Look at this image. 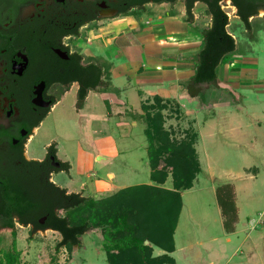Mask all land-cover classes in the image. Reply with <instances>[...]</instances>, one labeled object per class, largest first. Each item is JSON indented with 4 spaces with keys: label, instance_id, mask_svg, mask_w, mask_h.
<instances>
[{
    "label": "rangeland",
    "instance_id": "obj_1",
    "mask_svg": "<svg viewBox=\"0 0 264 264\" xmlns=\"http://www.w3.org/2000/svg\"><path fill=\"white\" fill-rule=\"evenodd\" d=\"M174 10L162 7L143 16L138 21L141 35L153 37L157 43L162 38H167L169 43L173 42L171 38L189 41L195 39L194 28L201 29L208 23V14L202 7L194 10L193 25L172 20L171 17L180 20L189 18L182 6ZM226 12L229 15L227 31L235 40L237 53L220 67V91L211 90L206 98L202 97L192 104L190 96L182 94L179 100L185 101H182L184 106L177 102L156 103L154 98L148 101V105L155 108L157 105L165 106L161 110L164 129L174 142L194 144L193 150L200 168L192 188L179 191L182 210L174 235L179 249L177 264H226L229 260V264H264V224L256 230L250 226L253 220L264 223V23L253 20V26L258 24L259 30L254 27V39L251 40L241 21L231 10ZM124 27L125 24L115 28L121 30ZM100 34V31H94L93 37L99 38ZM100 43L101 46L105 44ZM125 43L129 44L124 40L122 44ZM87 45L85 48L88 51L83 48L80 51L92 53L97 58H107L114 74L123 72L121 67L123 63L126 64L125 59H116L113 48H107L109 60L96 43ZM143 50L160 61L145 63L147 69L144 67L143 71L165 75L161 68L165 66L162 59L166 53L164 55L161 48L147 50L144 47ZM194 52L197 54V51ZM142 65L139 64L140 67ZM185 74L186 77L193 73L187 70ZM118 76L112 77L117 88L110 86L109 93L114 92L122 99L125 96L129 98L133 108L132 111L128 109V115L114 116V110L119 111L113 107L114 104L107 105L94 93L89 95L85 108L79 111L76 108L78 87L74 85L32 135L25 156L33 161L43 159L47 148L55 144L58 159L69 162L71 170L69 173L52 175V183L70 191L84 190L85 197H93L97 181L113 184L114 192H105L96 197L101 199L102 205L107 202L108 212L127 206L139 214L145 212L153 219L151 217L156 213L172 210V204L164 203L162 206V202L174 200L175 178L171 173L163 184L151 181L144 122L147 112L142 111L139 118L132 116H138L135 113L141 111L138 97L131 87L127 92L120 88L126 77L122 74ZM64 93H58V100ZM210 99V104L204 105ZM156 111H151V114ZM109 174L114 175L113 180ZM229 183H232L241 218L238 233L234 235H228L224 229L216 197L217 187ZM123 188L125 190H118ZM145 204L150 207L145 209ZM169 212L174 213V209ZM59 214L64 215V212ZM15 232L14 236L8 229L0 230L1 250H9L12 242L16 241V249L21 251V255L24 254L20 264L50 263L60 236H56L58 242L51 233H47L45 239V231L32 233V230L24 229L19 224H16ZM229 236L231 243L226 240ZM81 239L82 248L73 254L68 264H105V261H98L102 253L97 257L101 247L99 237L93 235ZM253 239L259 241L257 249H252ZM243 247L244 254L232 257L236 249ZM256 253L262 259L255 257ZM70 254L67 250L64 259ZM82 258L87 262H81Z\"/></svg>",
    "mask_w": 264,
    "mask_h": 264
},
{
    "label": "trees",
    "instance_id": "obj_2",
    "mask_svg": "<svg viewBox=\"0 0 264 264\" xmlns=\"http://www.w3.org/2000/svg\"><path fill=\"white\" fill-rule=\"evenodd\" d=\"M209 6L213 24L210 29L201 32L202 43L195 57L194 75L185 86L191 98H206L211 90H218L220 67L237 53L235 40L227 31L228 17L216 4ZM261 6L264 7V0L238 2L240 21L251 40L254 39L252 36L254 27L257 30L259 28L258 24L253 26L249 22V17L256 14ZM109 69L110 66L95 64L79 66L80 88L77 93V109L84 107L90 91L108 92L111 86ZM154 99L156 103H163L159 97ZM104 101L108 103L107 105L111 103L107 97ZM163 108L165 106L157 105L156 108L151 105L143 106V111L147 112L144 115L145 135L148 142L147 157L152 171L151 181L163 184L167 175L171 173L175 178L174 200L161 201L162 206L164 203L172 204V210L156 213V216H153L151 211L153 219H150L151 215L147 216L145 212L139 214L127 206L108 212L107 202L102 205L101 199L98 200L96 197H85L77 193L67 194L66 190L49 182L52 170L48 168L46 162L26 161L23 163L22 172L9 173V176L1 179L0 230L10 229L14 236L16 224L25 228L33 224L35 229L32 233L52 230L61 236V241L55 247L58 251L61 248L79 247L82 243L81 238L87 232L99 229L102 249L106 253L108 264H173V260L168 256L153 257V249L173 250V235L182 210L179 191L192 188L200 168L193 150L194 144L186 141L176 143L164 129V117L161 115ZM154 110L157 111L151 114ZM70 169L69 163H64V170L67 173ZM232 189L231 184L216 189L218 205L224 218L223 226L227 233L235 231L238 221L236 195ZM145 205V209L150 207L148 204ZM159 205L161 206V203ZM173 209L174 213H170L169 211ZM60 212H64V215H60ZM41 217H47L43 226L38 225V219ZM0 256L2 258L0 263L20 264L21 254L16 249V241L12 242L9 250L0 249Z\"/></svg>",
    "mask_w": 264,
    "mask_h": 264
},
{
    "label": "flooded vegetation",
    "instance_id": "obj_3",
    "mask_svg": "<svg viewBox=\"0 0 264 264\" xmlns=\"http://www.w3.org/2000/svg\"><path fill=\"white\" fill-rule=\"evenodd\" d=\"M238 2L239 0H0V182L9 173L22 172L24 162L33 161L28 160L25 153L34 130L43 122V117L51 112L54 103L58 101L59 92H66L74 85L79 90V66H110L107 58H97L92 53L80 50L83 48L88 51L85 46L96 43L97 48L101 47L100 51L108 57L109 38L105 37L113 22L126 19L138 22L154 9L168 7L174 10L182 6L189 17L184 20L193 25L194 10L202 7L208 14V23L201 29H193L195 39L200 38L201 46V32L210 29L213 24L209 5L216 4L227 17L229 15L226 10H231L240 20ZM263 17L264 7L261 6L256 14L249 17V22L256 20L255 22L264 23ZM94 31H100L102 35L95 38ZM97 40L105 44L101 46ZM200 46L196 48L197 54ZM110 71L111 69L109 73ZM53 145L54 148L49 146L45 157L41 159L52 170L49 179L51 183V176L66 172L64 163H69L58 159L57 148ZM56 164H60L59 169ZM64 190L67 194H72L67 189ZM46 221L47 217H41L38 225L43 226ZM26 228L34 230L35 226L30 224Z\"/></svg>",
    "mask_w": 264,
    "mask_h": 264
},
{
    "label": "crops",
    "instance_id": "obj_4",
    "mask_svg": "<svg viewBox=\"0 0 264 264\" xmlns=\"http://www.w3.org/2000/svg\"><path fill=\"white\" fill-rule=\"evenodd\" d=\"M171 18H172V20H175L179 23L185 22V24L188 25L186 20H184V19L180 20V19H174L175 17H171ZM124 24L126 25V27L121 28V30H118L117 28H115L116 26H118V28H119V27L123 26ZM165 29H166V32H168L167 28H165ZM141 34L142 33H140L138 30V22L135 20H132V19L115 21V22H113L112 26L107 30V37L109 38L107 40L108 49L113 48L115 51L114 55H115L116 59H120V58L125 59V62H126V64L125 63L122 64V67H121L123 69L122 73H120V74L115 73L114 74V70L110 71L111 86L113 88H117L112 81L113 76L116 77V76L122 74L126 77V79L124 80V83L122 84V86L120 88L121 89L123 88V90L125 92H127L129 90V88L131 87V89H133L136 92V95L138 97L139 104H140V109H141V111L139 113H135V114H138V116L132 114V116L136 117V118H139V116H142L143 106L148 105L149 104L148 101L151 98L153 99L155 97H159L163 101V103H165V102H177V103L181 104L182 106H184L182 104L183 100H179V99L182 96V94L188 95L187 91L185 89V86L188 83V81L191 79V77L194 75V68H195V57L194 56L197 55L196 52H194V51H196V48L198 46H200L199 39H193V40L186 41L184 39L183 40H174V38H171L170 40L173 42L169 43V42H167L168 40H166L167 38H162V39H159L160 42L157 43V42H154V39H152L153 37L152 38L150 36L145 37V36H142ZM139 35H141V36H139ZM134 37H136V38H134ZM148 39L153 43H150V41H148ZM124 40H126L129 44L128 45L126 43L122 44L124 42ZM144 47L147 50H149L151 48H156V49L161 48L164 51V55L166 53V55L162 59V63L165 66L168 65V67L163 66L161 68L162 73L165 75H162V76L154 75V74H150L148 72L145 73L143 71V68L145 67L144 66L145 63L151 62L152 64H155V62H160L159 58L156 57L155 55H154L155 57L154 56H148L146 54V52L143 50ZM185 55H188V57H186ZM139 64H143V65L140 67ZM187 70H189L193 74L185 77L184 74H185V72H187ZM174 73H176V74H174ZM219 80H220V69H219ZM218 86L220 88L219 83H218ZM109 90L107 93H109ZM218 91H220V90L218 89ZM68 92L69 91H66L59 98V100L56 102L54 107L60 103L62 98L65 97V95ZM99 92L98 91L97 92L90 91L88 93L86 100H85V104L88 101L89 95L94 93L103 100L105 97H107L108 100L114 104L113 107H116L120 111L119 112V111L114 110V112H113L114 116L120 115V114L122 116L128 115V109L132 111L133 107L131 108L130 100L127 96H125L126 98L122 99V97L115 95L114 92H112V94H110V93L107 94V96H102V95H104V93L102 92L103 94H98ZM77 93H78V91H77ZM190 100H191L190 103L192 104V103L197 102V100H199V99L190 97ZM184 102L185 101H183V103ZM210 102H211V99L207 103L204 102V105L205 104L209 105ZM85 104H84V107L82 109H78V110L82 111L85 108ZM54 107H53V109H54ZM51 111H52V109H51ZM134 126H135V124H134ZM38 129H39V127L34 130V133H36L38 131ZM99 159H101V158H99ZM28 160H30V159L28 158ZM34 160L35 161H41V159L40 160L34 159ZM109 176L113 177L110 179H112V180L114 179V175L109 174ZM229 184H232V183H229ZM112 187H114L113 184L106 183L103 181H97L95 184V189H94V192H96V193H94L93 197L100 196L102 193H105V192L106 193L107 192L108 193L114 192L115 190H112L113 189ZM60 188H62V187H60ZM62 189H65V188H62ZM123 189H125V188H123ZM123 189H118V190H123ZM68 193H77V194H82L83 196L85 195L84 190H81L80 192L68 190ZM236 207H237V203H236ZM237 209H238V207H237ZM221 218H222V224H223L224 218H223L222 214H221ZM237 218H238V221H237L236 226H235V231L233 233H229V234L227 233L228 235H234V234L238 233L237 227H238V224L241 223L239 209L237 211ZM263 224L264 223L262 221L256 222L255 220H253L251 222L250 226H251L252 230H256L259 226H261ZM24 229H29V228H24ZM39 232L40 231H38V233ZM47 233H51L52 236L54 237V240L57 242L59 241L56 236H60V235L57 232H54L52 230H46L45 236H44L45 239L47 238L46 237ZM93 235H96L97 237H99V240L101 243L100 251H102V252L99 251L97 253V257H99V253L100 254L102 253V254H101L100 260H98V261H100V262L105 261V264H108L106 253L102 249V236H101L100 230L99 229H93V230L87 232L84 236H93ZM174 235H175V232H174ZM174 235H173V245H174L173 250L172 251H166V250H162L159 248H154L153 249V257L157 258V257H162V256H168L173 260V264H177V253H178L179 249L176 247V243L174 241ZM248 237L250 239V236H247V238ZM226 240H227V243H231L230 236ZM147 245H148V243H147ZM258 245H259V241H255L253 239L252 249H255V248L257 249ZM81 248H82V243L79 247H73L72 249L61 248L58 251H56V249H55L54 255L51 256L49 264H68L70 261H72L73 254H76L78 251H80ZM67 250L72 255L70 254L68 256L69 259H67L68 258L67 257L65 260L64 259V256H65L64 253ZM18 252H20V254H21V251H18ZM244 252H245L244 247L241 249H236L234 251V253L232 254V257H234L236 254H244ZM27 254H29V252H27ZM23 255L24 254H22L20 256V261H21ZM255 257L262 259L261 257H259L258 254L255 255ZM81 262L85 263V262H87V260L82 258ZM230 262L231 261L229 260L226 264H229Z\"/></svg>",
    "mask_w": 264,
    "mask_h": 264
},
{
    "label": "water",
    "instance_id": "obj_5",
    "mask_svg": "<svg viewBox=\"0 0 264 264\" xmlns=\"http://www.w3.org/2000/svg\"><path fill=\"white\" fill-rule=\"evenodd\" d=\"M56 168L59 169L60 168V164H56Z\"/></svg>",
    "mask_w": 264,
    "mask_h": 264
}]
</instances>
